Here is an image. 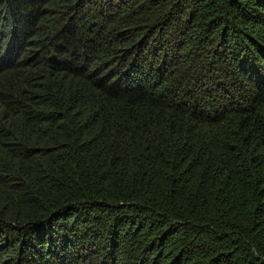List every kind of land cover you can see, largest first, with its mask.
Returning a JSON list of instances; mask_svg holds the SVG:
<instances>
[{"label":"trees","instance_id":"trees-1","mask_svg":"<svg viewBox=\"0 0 264 264\" xmlns=\"http://www.w3.org/2000/svg\"><path fill=\"white\" fill-rule=\"evenodd\" d=\"M0 264H264V0H0Z\"/></svg>","mask_w":264,"mask_h":264}]
</instances>
